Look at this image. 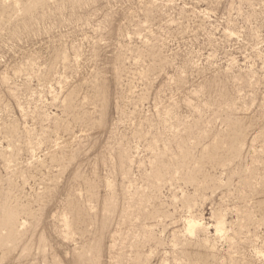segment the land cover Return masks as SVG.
I'll list each match as a JSON object with an SVG mask.
<instances>
[{
  "label": "rangeland",
  "instance_id": "rangeland-1",
  "mask_svg": "<svg viewBox=\"0 0 264 264\" xmlns=\"http://www.w3.org/2000/svg\"><path fill=\"white\" fill-rule=\"evenodd\" d=\"M0 264H264V0H0Z\"/></svg>",
  "mask_w": 264,
  "mask_h": 264
}]
</instances>
